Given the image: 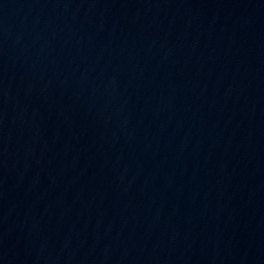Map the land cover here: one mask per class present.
<instances>
[{
    "label": "water",
    "instance_id": "obj_1",
    "mask_svg": "<svg viewBox=\"0 0 264 264\" xmlns=\"http://www.w3.org/2000/svg\"><path fill=\"white\" fill-rule=\"evenodd\" d=\"M0 264H264V0H0Z\"/></svg>",
    "mask_w": 264,
    "mask_h": 264
}]
</instances>
